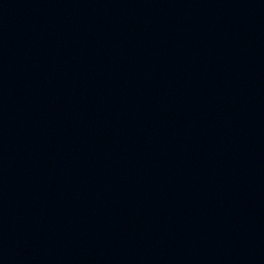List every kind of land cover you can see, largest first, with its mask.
Instances as JSON below:
<instances>
[{"label": "water", "instance_id": "1", "mask_svg": "<svg viewBox=\"0 0 264 264\" xmlns=\"http://www.w3.org/2000/svg\"><path fill=\"white\" fill-rule=\"evenodd\" d=\"M0 264H264V0H0Z\"/></svg>", "mask_w": 264, "mask_h": 264}]
</instances>
